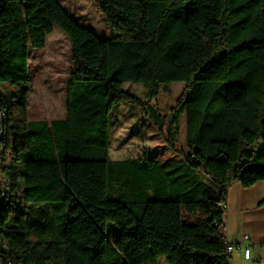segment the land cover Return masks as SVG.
<instances>
[{
    "label": "trees",
    "instance_id": "16d2710c",
    "mask_svg": "<svg viewBox=\"0 0 264 264\" xmlns=\"http://www.w3.org/2000/svg\"><path fill=\"white\" fill-rule=\"evenodd\" d=\"M100 10L114 33L105 40L58 0H0V264H229V189L264 183V0H100ZM56 27L74 65L65 118L30 121V51ZM125 83L143 84L146 100ZM172 83L184 84L172 113L185 116V150L178 119L164 133L152 104ZM123 103L182 158L111 160L109 120Z\"/></svg>",
    "mask_w": 264,
    "mask_h": 264
},
{
    "label": "rangeland",
    "instance_id": "374dc122",
    "mask_svg": "<svg viewBox=\"0 0 264 264\" xmlns=\"http://www.w3.org/2000/svg\"><path fill=\"white\" fill-rule=\"evenodd\" d=\"M65 11L82 27L93 32L100 40L114 36L100 10V0H58ZM74 70L72 49L68 38L56 27L46 39L45 48L31 50L29 60L30 95L28 120L52 121L65 117L66 83ZM183 83L162 85L158 99L152 102L159 109L162 116L167 118L166 133L170 116L178 119L179 132L174 137V143L179 150H185V116L180 111L172 110L181 95ZM123 90L136 95L143 101V84L125 83ZM110 159H137L148 154L155 159H169L171 154L177 158L182 155L172 151L166 145L161 132L147 118L141 108L128 104H121L114 109L109 120ZM7 164V163H6ZM0 189L6 190L1 184ZM113 241L118 236V228L109 223L104 231ZM159 264H166L160 259Z\"/></svg>",
    "mask_w": 264,
    "mask_h": 264
},
{
    "label": "crops",
    "instance_id": "0c3cea01",
    "mask_svg": "<svg viewBox=\"0 0 264 264\" xmlns=\"http://www.w3.org/2000/svg\"><path fill=\"white\" fill-rule=\"evenodd\" d=\"M171 157L175 156L171 154ZM263 199L262 182L249 189H244L239 183L230 187L224 235L228 243L249 247L251 251L249 260L243 258L242 252H233L229 264H264V205L259 206ZM244 236H248V241L244 242Z\"/></svg>",
    "mask_w": 264,
    "mask_h": 264
},
{
    "label": "built area",
    "instance_id": "2783aa9c",
    "mask_svg": "<svg viewBox=\"0 0 264 264\" xmlns=\"http://www.w3.org/2000/svg\"><path fill=\"white\" fill-rule=\"evenodd\" d=\"M4 116L3 113H0V118L2 119ZM2 133V127L0 126V134ZM226 210H227V206H225ZM244 242L248 241V236H244L243 237ZM235 251H240L243 254V258L245 260H249L250 259V248L249 247H242L239 244H231L227 247V253L231 256V254ZM11 264V263H8Z\"/></svg>",
    "mask_w": 264,
    "mask_h": 264
},
{
    "label": "water",
    "instance_id": "95a60500",
    "mask_svg": "<svg viewBox=\"0 0 264 264\" xmlns=\"http://www.w3.org/2000/svg\"><path fill=\"white\" fill-rule=\"evenodd\" d=\"M168 121H169L170 123H172V122H173V116H172V117L170 116V118H168Z\"/></svg>",
    "mask_w": 264,
    "mask_h": 264
}]
</instances>
